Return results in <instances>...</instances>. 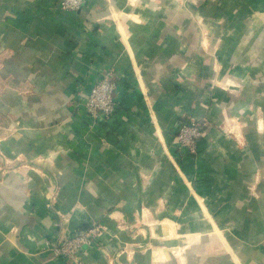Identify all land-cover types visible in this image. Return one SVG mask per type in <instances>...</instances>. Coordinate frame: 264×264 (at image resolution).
I'll return each mask as SVG.
<instances>
[{"label":"crops","instance_id":"obj_1","mask_svg":"<svg viewBox=\"0 0 264 264\" xmlns=\"http://www.w3.org/2000/svg\"><path fill=\"white\" fill-rule=\"evenodd\" d=\"M60 1L0 0V151L38 156L32 164L42 168L8 171L5 164L0 171V264H74L57 257L47 238L107 213L143 208L161 216L175 208L190 218L199 205L219 239L234 247L219 264H264V0H83L77 10ZM185 5L239 25L229 60L218 62L239 70L226 78L240 83V93L218 94L224 104L210 100L216 49L193 56L192 43L186 50L178 44L185 32L145 27L182 20ZM184 53L195 61L185 63ZM108 67L117 75L118 119L114 128L93 131L82 101L94 75ZM26 83L29 93L15 88ZM223 114L239 117L232 127L238 136L219 128ZM201 116L215 126L185 158L176 130ZM190 183L193 195H185ZM216 220L237 239L224 236ZM107 238L105 245H115ZM82 260L103 264L99 245L86 247Z\"/></svg>","mask_w":264,"mask_h":264},{"label":"rangeland","instance_id":"obj_2","mask_svg":"<svg viewBox=\"0 0 264 264\" xmlns=\"http://www.w3.org/2000/svg\"><path fill=\"white\" fill-rule=\"evenodd\" d=\"M190 9L191 8L189 6H184L185 18L187 16L186 19L183 16L182 20L179 21L174 20V18L172 19V21L170 19H168L169 21L150 20V22H148L145 27L149 29L150 32H177V34H179L180 36L185 32L184 40L182 38L178 44L179 46H182L184 50H186L187 44L192 43L191 45L194 46L192 53L198 52L199 49H216L217 60L214 66L215 72L210 77V83H212L211 89L214 93L215 89L217 94L215 95L213 92H211L210 100L212 102L213 100H215V102H218L219 104H224V102H221V99H218V94H221L224 91L230 92V95H237L238 93H240V83L229 81L226 78V76L230 75L231 77L239 76L238 74H236L239 73V70L230 68L228 71H225L218 62H222L225 56L229 60L228 53L230 52L228 51L233 47V41L240 38L239 25L237 26L235 25V22L230 23L229 20H225L223 14H221V16H208L207 14H204L202 10L200 11V13H196L194 10ZM200 9H202V5L200 6ZM215 10L216 9H214L211 14L214 13ZM245 25H247V22L245 23ZM137 31L140 32L142 30L137 29ZM243 33L245 35L248 33L250 34L251 30H249L248 32L243 31ZM185 35H187V37H185ZM252 42L254 43V38L251 34L246 40V45L250 46L252 45ZM225 43L227 44L224 46ZM237 48H239V44H237ZM205 52L206 51H204V53ZM183 55V60L185 61V63H193L195 61L196 56L193 59L191 57H186V55L190 54L184 53ZM194 55H197V53H193V56ZM212 55L214 56V52ZM234 57L235 55L231 59H234ZM237 57H240V55L238 54ZM246 60L248 59H245V61ZM190 63L185 65V70H187L188 72L191 71ZM233 63L234 62H232L231 64ZM187 71H185L187 74H184L185 80H189L191 77V74ZM262 77L264 79V72L262 74ZM207 87L208 89L210 88L209 85H207L206 88ZM15 88L20 91L23 90L26 93H29L32 89L31 85H29L28 83L24 85H18ZM231 117L232 118H230V116H224L223 114L219 121V128L225 130L228 135L238 136L239 134L236 131L233 132L234 130L232 129V127L235 128V124H238V126H240L241 122H239L238 116ZM6 123L7 125L9 124L8 121H6ZM189 124L191 125L189 127H195L198 130L197 138H195L194 151L185 149V147L180 150L175 140L177 150L182 155H185V158L191 157L192 155L196 154L198 148V139L207 133V129L209 127L215 126L214 122L208 119L206 116L190 119L189 122L183 121L180 125ZM179 127L176 130V136L178 134ZM37 157H22L19 154L11 157L0 151V171L3 170V166L7 164L8 171H14L16 168L18 170H20L21 168H25L27 170L33 169L40 172L42 171V168H38V166L32 164L33 162L37 161ZM53 188H55V186H53ZM53 188L51 185L49 188H47V191L53 190ZM47 191L46 193L48 194ZM51 192L53 191L49 192V197L51 196ZM187 193L193 195L192 183H190L188 187L184 189V194L186 195ZM184 197L185 208L187 206V196ZM164 199L165 197H162L158 200L165 202ZM188 202L189 200L187 201V204ZM166 208L170 209V207L168 206H166ZM199 211L200 212H197L192 217L190 216V218H188L189 214L187 212L181 214L180 211L177 212L175 208L165 211L163 214H161V216H156V213L154 212L151 214H145L143 208H138V210L134 211L133 213L127 212L118 215L107 213L106 216L99 218V221H91L79 228H95V238L91 246L95 244L99 245V251L104 256L103 264L224 263V257H230L232 255L234 247L228 246L225 242L219 239V235H217L216 233L218 229H215L213 221L211 220V216L209 213H207L205 207L199 205ZM109 218L110 220L113 219V221L116 222V227L115 225L110 224V222L108 221ZM179 218H183V220H179ZM217 224L219 225L221 223L217 222ZM221 225L222 226L220 227V231L224 236L227 237L230 235V237H232L233 239L232 241L237 239L238 235L236 230L231 229L230 227H224V224ZM191 233H196V235H198L196 241L192 240L193 235L191 236ZM108 235H111L113 237H110L109 239L107 238ZM103 238H107L108 241L115 239L116 243L115 245L107 246L104 244ZM222 254H224V257H222L223 259H221ZM225 260L227 261V259ZM66 261L68 263L83 264L82 252H80V257L78 256L77 259L74 258L73 260ZM234 262L235 261H231L228 264Z\"/></svg>","mask_w":264,"mask_h":264},{"label":"built area","instance_id":"obj_3","mask_svg":"<svg viewBox=\"0 0 264 264\" xmlns=\"http://www.w3.org/2000/svg\"><path fill=\"white\" fill-rule=\"evenodd\" d=\"M83 0H61L60 6L65 10H77ZM82 101L83 111L87 118L86 123L90 130H98L101 126L114 128L118 119L117 112L120 103L117 95V75L113 67L99 70L93 77L89 91ZM189 125H180L176 144L180 150L185 147L190 151L195 149V138L198 130ZM95 228L82 227L70 232H59L47 238V246L54 254L65 260L80 257L86 247L91 246L95 238Z\"/></svg>","mask_w":264,"mask_h":264}]
</instances>
